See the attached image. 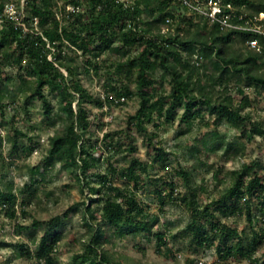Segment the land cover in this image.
I'll return each instance as SVG.
<instances>
[{
    "label": "trees",
    "instance_id": "1",
    "mask_svg": "<svg viewBox=\"0 0 264 264\" xmlns=\"http://www.w3.org/2000/svg\"><path fill=\"white\" fill-rule=\"evenodd\" d=\"M225 1L243 5L248 15L264 12V0ZM124 3L82 0L72 22L65 20L59 28L55 0H28L43 35L23 36L9 22L0 28V125L9 102L28 113L29 101L36 97L51 127L36 163L15 164L0 151V218L12 228L4 232L6 223L0 219V249L11 252L0 264L16 258L29 264H141L117 249L119 241L129 237L142 254L149 247L164 258H175L174 248L188 252L186 264H204L200 255L208 251L215 256L212 264H234L233 260L264 264V163L256 157L233 169L217 166L212 175L223 185L216 196L204 199L202 180H191L195 167L177 163L172 168V159L156 139L157 131L176 119L179 126L205 124L202 144L216 139L208 145L212 152L224 143L214 137L222 124L237 134L235 141L224 143L226 150L237 152L252 145L257 136L264 139V114L253 110L254 103L264 98V35L209 23L181 0ZM166 18L172 29L162 31ZM252 37L263 45L260 51L247 43ZM80 55L82 65L77 63ZM6 65L21 70L17 73L21 100L7 89L13 75L6 73ZM82 71L103 76L102 93L83 85L78 76ZM129 97L137 100V108L128 115V123L154 150L146 159L135 154L138 145L129 132L122 136L116 128L105 130L100 139L93 136L96 123L87 104L103 110ZM15 120L17 114L12 115V128L5 134L0 128V146L5 141L10 144V156H29L38 140L16 127ZM187 130L185 126L180 132ZM25 136L28 142L23 141ZM187 150L200 165L206 164L198 147L188 145ZM57 163L60 170L70 172L82 193L88 188L89 201L83 198L43 218L30 206L38 202L40 184L54 179ZM14 165L27 174L23 184H16L8 174ZM158 170L162 173L156 175ZM148 184L156 211L141 195ZM42 191L44 196L51 195L45 187ZM168 203L182 206L187 213L179 229L173 219H166ZM76 213L81 214L80 222L67 242L77 248L70 249L68 261L62 263L58 256L66 246L65 228ZM238 215L249 226L227 220Z\"/></svg>",
    "mask_w": 264,
    "mask_h": 264
},
{
    "label": "rangeland",
    "instance_id": "2",
    "mask_svg": "<svg viewBox=\"0 0 264 264\" xmlns=\"http://www.w3.org/2000/svg\"><path fill=\"white\" fill-rule=\"evenodd\" d=\"M131 1V0H128ZM63 7V6H62ZM62 7H56V10L61 9L62 13L64 12ZM59 20V28L61 27L62 23L65 22L66 17L61 18ZM172 29L171 25H164L162 27V31ZM47 46L50 47L51 44L47 41ZM48 57L52 58V54L48 53ZM83 57L80 55L77 58V63L80 65L83 64ZM7 74L13 75V80L6 83L7 89L10 92H16L15 95L18 97V100H21V92L17 89V82L18 77L17 73L21 70L16 65H6L3 66ZM64 73L66 71L63 69ZM79 78L84 86H87L90 91L92 92H103V87L101 83L103 82V76H97L90 72L89 74L82 71L79 75ZM164 88L166 90L169 89V84L167 82L163 83ZM6 90V87H3ZM52 103H54L55 94L51 93L49 95ZM90 108V117L96 123V125H92V128L95 130V135L98 136L100 139L102 134L107 129H120V134L125 136L128 132L134 135V142L138 145V150L135 152L141 159H146L149 155L154 153L152 147H147L143 138L139 133L136 131L135 127L128 123V115L133 113L137 108V100L134 98H126L124 103L122 104H113L111 107L107 106L104 107L103 110H99L97 107L93 106L92 104H87ZM29 112L26 113L23 107L18 105V103H8L7 112L5 116V120L3 124L0 125L2 129V133L5 134L6 131L12 128L13 122L11 121L12 115L17 114V120L14 121V125L16 127L22 128L23 130H27L29 134H34L38 140V145L35 147V150L29 155L24 156L22 153L13 154L10 156L8 153L10 151V144L5 141H2L0 146V151L6 156L7 160L13 159L14 163H22V162H29L31 164L36 163L40 157L41 153L47 145V135L51 131V127L49 124V118L45 114L43 107L41 106L38 98L34 97L29 101L28 104ZM253 110L257 111L259 114H264V98H259L253 105ZM181 112V110H179ZM1 118V116H0ZM178 118V117H176ZM165 127L157 131L156 139H159L167 152V156L172 159V168L177 166V163H180L184 166L188 167H195V173L192 176L191 180H202L201 186V196L204 199L211 198L217 195V189L223 185V183L218 182L213 178L212 172L214 168L219 165H222L223 169H233L240 167L241 164L246 161L250 162L252 159L256 158L260 161V163H264V139L257 136L254 140H252V145L245 146L242 150L240 149L237 152L226 150L225 142L228 140L235 141L237 137L236 131L233 127L228 124H222L217 127L218 134L214 137H218L224 141V143L217 147L215 152L209 151L208 145H212V143L216 142L214 140H208L206 144H202L203 138L206 137V130L207 127L205 124L201 122H194L190 125H178V119L175 120L172 124H164ZM187 126L188 130L184 133H181L180 130ZM30 127H32L30 129ZM152 125H148V129L150 130ZM210 128L213 129V125L210 124ZM38 133V134H37ZM24 142H28L27 136L22 137ZM99 142V140H98ZM192 145L194 147H198L200 149V157L203 159L206 164L200 165L197 161V158L194 156H190L187 146ZM223 153H227L224 154ZM226 155V156H225ZM156 175L162 173L161 170L155 171ZM8 174L14 179L16 184H23L27 179V174L25 170L18 168L17 165H14L8 171ZM223 174V173H222ZM52 175L54 179L52 182L45 183L44 185L40 184V188L37 191V203H32L30 206L31 210L38 216L41 217H48L51 214L56 212H60L63 209L67 208L69 205L80 202L81 199H85L89 201V190L85 186V191L82 193L78 188V182L71 178V174L66 169H59V163L56 164V167L52 171ZM180 181V185H182V181L180 178H177ZM48 189L51 191L50 196H44L43 188ZM152 185L148 184L145 190L141 192L142 197L146 200H149L151 203V210L156 211L157 206L154 202L151 201L153 197V193L151 192ZM165 212H166V219H173L176 224V229L182 227L186 221V211L184 208L178 204L168 203L165 205ZM80 213H76L73 215V220L67 223L65 228V238H67L66 246L62 247L59 253V260L63 263L68 261V255L70 253V249L77 248V244L75 243H68V238L74 233L75 231V224L76 222H80ZM2 219V218H0ZM3 220V219H2ZM229 222L236 223L239 227L243 225H248L247 220L244 216H234L227 219ZM5 222L4 232H8L12 230L10 226V222L7 220H3ZM249 228V227H248ZM4 237L8 240L11 239V235L6 234ZM134 240L132 238H126L124 240L119 241L117 245V249L120 252H123L127 255L133 256L137 261L141 262V264H186L184 261V257L189 255L188 252L177 250L175 258H164L162 255H156L153 253L151 247H149L147 253L142 254L139 250H137L133 246ZM264 249V243L262 245ZM261 250V249H260ZM260 250L257 252L260 253ZM11 252L7 248L0 249V261H4L6 257H9ZM215 256L212 255L211 251L206 253H201L200 255V262L204 264H212L213 259ZM234 264H246L245 261H235L233 260ZM9 264H29L24 258H16L13 259ZM200 264V263H199Z\"/></svg>",
    "mask_w": 264,
    "mask_h": 264
},
{
    "label": "built area",
    "instance_id": "3",
    "mask_svg": "<svg viewBox=\"0 0 264 264\" xmlns=\"http://www.w3.org/2000/svg\"><path fill=\"white\" fill-rule=\"evenodd\" d=\"M75 1V2H73ZM55 0V16L61 21V18L66 17V20L72 22V14L81 10L82 0ZM182 3L191 11H195L207 18L209 23L217 22L222 27L246 29L251 32H256L264 35V23L262 19L264 12L248 15L243 9V5H235L232 1L225 0H181ZM129 3L125 0V6ZM28 0H0V28L6 22L11 23L18 28L23 36L35 34L43 35L39 28V19L28 8ZM64 5V8L62 7ZM56 7H62L56 10ZM169 19L166 18V25ZM44 37V36H43ZM45 38V37H44ZM247 43L255 50L260 51L263 45L258 38L252 37L247 40Z\"/></svg>",
    "mask_w": 264,
    "mask_h": 264
}]
</instances>
